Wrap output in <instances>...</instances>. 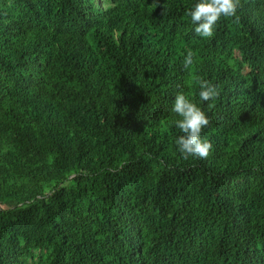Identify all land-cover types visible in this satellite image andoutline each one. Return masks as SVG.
Wrapping results in <instances>:
<instances>
[{
    "label": "trees",
    "instance_id": "trees-1",
    "mask_svg": "<svg viewBox=\"0 0 264 264\" xmlns=\"http://www.w3.org/2000/svg\"><path fill=\"white\" fill-rule=\"evenodd\" d=\"M105 1L0 0V264H264V0L208 39L199 0ZM180 92L205 159L175 143Z\"/></svg>",
    "mask_w": 264,
    "mask_h": 264
},
{
    "label": "clouds",
    "instance_id": "clouds-1",
    "mask_svg": "<svg viewBox=\"0 0 264 264\" xmlns=\"http://www.w3.org/2000/svg\"><path fill=\"white\" fill-rule=\"evenodd\" d=\"M158 0H154L151 7H158ZM239 0H199L193 8L186 12L191 23L195 25V33L205 39L212 38L215 34V26L222 18L239 19L237 9ZM194 63V53L187 51L184 58V68L189 69ZM199 85V99L204 102L214 101L220 95L218 85L208 80L197 78ZM172 112L179 119L175 121L176 127L183 133L175 143L183 159L189 157L205 159L212 149L211 142L202 138V132L210 125V119L206 113L194 102L189 95L180 92L174 98Z\"/></svg>",
    "mask_w": 264,
    "mask_h": 264
},
{
    "label": "rangeland",
    "instance_id": "rangeland-1",
    "mask_svg": "<svg viewBox=\"0 0 264 264\" xmlns=\"http://www.w3.org/2000/svg\"><path fill=\"white\" fill-rule=\"evenodd\" d=\"M93 3L98 6V5H103V6H107L109 4V2L105 1V0H93ZM68 185L67 184H64L63 187H67ZM0 208L1 209H7V206L3 203H0ZM35 255H36V258L35 259H28L27 260V263L28 264H39V260L44 257L45 255V252H39V251H36L34 252ZM42 256V257H41Z\"/></svg>",
    "mask_w": 264,
    "mask_h": 264
}]
</instances>
